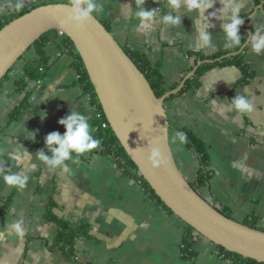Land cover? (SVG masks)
Segmentation results:
<instances>
[{"label":"crops","instance_id":"crops-1","mask_svg":"<svg viewBox=\"0 0 264 264\" xmlns=\"http://www.w3.org/2000/svg\"><path fill=\"white\" fill-rule=\"evenodd\" d=\"M56 2L24 0V8ZM95 2L96 18L123 48L143 55L151 65H159L169 91L193 70L194 76L202 64L212 63L196 60L194 55L230 51L223 58L238 55L247 66L250 76L246 80L234 64L204 68L199 87L169 100L165 111L175 163L194 186L198 158L185 144H173L172 133L187 129L206 148L212 177L207 185L196 186L199 195L216 209L229 211L232 219L243 222L255 218L264 228V53L256 56L248 46L249 33L264 25V0H242L241 43L233 50L225 48L222 24L227 21L219 13L204 26L197 22L196 13L183 15L182 7L175 13L183 16L181 25L162 26L158 22L160 14L170 11L164 8L165 0H144L142 8L160 9L161 13L150 30H142L129 14V9L133 13L138 10L134 0ZM14 3L0 0V7ZM200 28L210 33V48L199 47ZM45 53L49 58L45 77L28 82V108L9 123L10 111L23 98L14 91L22 76L21 62L0 88V177L11 172L28 176L22 189L8 188L0 178V231L7 233L8 226L18 220L25 228L21 240L10 235L0 240V264H231L200 236L196 238L194 260L183 259L180 243L186 234L185 225L152 200L111 157L94 154L93 150L78 157L74 154L65 162L67 172L59 167L50 170L36 159L41 150L51 157L45 137L52 132L63 134L65 130L58 121L71 111L86 117L94 138L97 113L77 84L73 55L54 45H48ZM37 58L34 49L24 55L25 60ZM236 95L250 99V114L240 117L229 112L228 102ZM21 147L25 151L19 153L22 161L17 162L13 156ZM48 209L72 226L82 220L89 226L88 235L75 241L71 259L52 246L55 225L47 219Z\"/></svg>","mask_w":264,"mask_h":264},{"label":"water","instance_id":"water-1","mask_svg":"<svg viewBox=\"0 0 264 264\" xmlns=\"http://www.w3.org/2000/svg\"><path fill=\"white\" fill-rule=\"evenodd\" d=\"M38 6L0 29V80L44 33L65 35L80 57L104 117L128 158L155 196L185 226L224 250L264 264V231L227 218L200 196L175 163L169 145L164 101L192 77L157 98L123 47L95 18L83 30L65 27L66 9ZM207 62V61H206ZM150 147H159L165 167L147 164Z\"/></svg>","mask_w":264,"mask_h":264},{"label":"trees","instance_id":"trees-1","mask_svg":"<svg viewBox=\"0 0 264 264\" xmlns=\"http://www.w3.org/2000/svg\"><path fill=\"white\" fill-rule=\"evenodd\" d=\"M36 7H38V5L32 6L30 8H24L19 13H13L8 16H0V29L5 25H7L10 21L22 16L23 14H26L27 12H29L30 10ZM101 23L109 31L108 27L105 26L103 22ZM48 45H54L56 48H58V50L63 49L66 50L67 52H70L73 55L74 57L73 67L75 68L78 76L77 84L80 86L82 91L86 95H88L90 102L95 108L96 112L100 114L98 118L94 119L93 124L95 126L94 139L99 140L101 143L99 145V150L97 151L93 150V153L94 154L98 153L111 157L117 163V165L123 169V172L132 180L136 181L152 200H154L158 205H160L168 214L173 215L172 212L167 207H165V205L159 200V198L155 196V194L150 189L148 184L144 181V179L138 172L136 166L128 158L124 149L121 147L118 140L112 133L110 127H107L106 129H103L101 127V124L107 121L98 103L93 87L88 79L83 64L80 60V57L75 51L71 41L65 35L60 34L55 30H51L44 33L29 48V50L31 49L35 50V53L38 58L34 60H25L23 56L17 61V63L21 62L22 76L15 83L14 91L16 93L23 94V98L20 104L14 107L10 111L7 118V123L16 120L19 117L20 113L28 108L29 105L28 101L30 97L29 91L27 90L28 82L29 81L39 82L45 77L47 73L48 61H49V58L45 53V48ZM123 50L126 53V55L130 58V60L134 63V65L138 68V70L145 76L153 93L157 98H160L162 95H164L166 92L169 91V89L166 88L164 84L159 65H151L144 58L143 55L137 52L128 50L126 48H123ZM229 52L230 51H221L208 56L194 55L196 60L211 61L212 63L202 64L197 69L195 75L192 78L186 80L184 87L178 93L170 95L164 101V106L169 100L179 96L185 90L197 89L200 84V76L202 70L206 67H211L214 65H220L225 63L234 64L242 71L244 75V80H246V78L250 76L248 73V68L238 55L232 58H223ZM219 59H221V61H218ZM15 65L0 80V88L8 78L9 73L14 69ZM173 88H175V86ZM2 129L3 128H0V135L3 132ZM176 131H183L186 133L187 135V143H185L186 148L192 153H194L198 158V170L196 174L195 185L198 187L207 185L212 177V172L209 169V156L207 154L204 144L187 129H177ZM192 186L197 191L196 186L194 185ZM219 211L227 218H232L229 211L227 210H219ZM46 216L47 219L53 222V224L55 225V235L52 244L53 248L60 250L66 258L71 259L75 254V249H74L75 241L78 238L85 237L88 235V230H89L88 224L82 220L79 222L78 225L72 226L69 221L62 218H57L54 215H52L49 209ZM242 223L250 228L264 231V228H260L257 225V220L255 218L246 219ZM185 227H186V234L180 243L182 245V248L180 249V256L183 259L193 261L194 258L196 257L194 246L196 243V238L199 237V235L190 227L187 226ZM216 248L218 250L219 255L222 256L224 259L228 260L231 264H263V263H258L251 259L243 258L240 255L230 253L221 247L216 246Z\"/></svg>","mask_w":264,"mask_h":264},{"label":"clouds","instance_id":"clouds-1","mask_svg":"<svg viewBox=\"0 0 264 264\" xmlns=\"http://www.w3.org/2000/svg\"><path fill=\"white\" fill-rule=\"evenodd\" d=\"M138 10L134 13L129 9L130 16L138 21V27L142 30H150L157 23V15L161 13L160 9H144L141 6L144 0H134ZM221 7L216 9V4ZM242 0H165L164 8L170 9L166 13H161L159 23L162 26L177 27L181 25L183 16L176 15L183 7V15L196 13L198 23L206 26L209 18L215 17L217 13L227 22L222 24V32L226 41L225 48L233 50V46H239L241 37L239 35L240 27L244 23V17L241 16ZM52 8L66 9L67 17L64 21L65 27L74 30H83L84 27L93 21L98 15V5L95 0H57L51 5ZM24 9V0H15V3L9 7H0V14L19 13ZM215 11H209L213 10ZM205 13L208 15L205 16ZM198 44L201 49H207L212 46V37L205 28H200L198 35ZM248 46L252 54L260 56L264 53V25H258L255 30L249 33ZM229 112L243 117L250 114L253 110V104L246 95H236L229 100ZM41 118L44 114L41 113ZM58 124L64 128V133L52 132L45 137V146L51 152V157L45 155L44 151L37 153L36 159L42 162L50 170L58 167L63 171H69L66 161L85 154L100 145V141L94 139L91 134V126L86 117L77 111H71L66 117L61 118ZM172 143L179 146L187 143V135L183 131L172 133ZM25 150L21 147L18 153L13 156L17 162L22 161L20 152ZM2 163V162H0ZM168 163L165 155L162 154L159 147H150L147 152V164L152 169L165 167ZM3 184L8 188L22 189L28 182V176L19 172L2 174ZM25 234L23 221H15L8 226V232L0 231V240L6 236H14L16 240H21Z\"/></svg>","mask_w":264,"mask_h":264},{"label":"built area","instance_id":"built-area-1","mask_svg":"<svg viewBox=\"0 0 264 264\" xmlns=\"http://www.w3.org/2000/svg\"><path fill=\"white\" fill-rule=\"evenodd\" d=\"M100 116V114H98V113H96L95 114V118H98ZM101 127L103 128V129H106L107 127H109V125H108V123L107 122H103L102 124H101ZM93 150H99V147L98 148H96V149H93ZM182 248V245L180 244V249Z\"/></svg>","mask_w":264,"mask_h":264},{"label":"rangeland","instance_id":"rangeland-1","mask_svg":"<svg viewBox=\"0 0 264 264\" xmlns=\"http://www.w3.org/2000/svg\"><path fill=\"white\" fill-rule=\"evenodd\" d=\"M18 63H19V62H18ZM18 63H17V64H18ZM15 66H16V65H15Z\"/></svg>","mask_w":264,"mask_h":264}]
</instances>
